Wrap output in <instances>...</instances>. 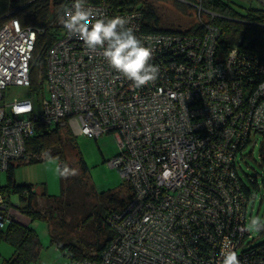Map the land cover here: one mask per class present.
<instances>
[{
  "label": "built area",
  "instance_id": "1",
  "mask_svg": "<svg viewBox=\"0 0 264 264\" xmlns=\"http://www.w3.org/2000/svg\"><path fill=\"white\" fill-rule=\"evenodd\" d=\"M86 7L97 18L126 17L154 49L158 78L134 88L102 49H88L64 28L47 51L46 92L38 98L31 79L37 31L10 19L0 28V170L29 158L38 121L91 138L113 132L119 152L110 164L132 195L110 217L104 250L70 264H222L227 251L241 264H264L247 245L248 200L238 176L245 149L259 136L264 144V57L256 63L262 78L249 91L241 78L245 51L237 45L222 53V31L208 19L199 15V33L150 32L139 9L105 0ZM11 86L24 91L9 97ZM0 201L3 227L9 217L1 194Z\"/></svg>",
  "mask_w": 264,
  "mask_h": 264
},
{
  "label": "trees",
  "instance_id": "2",
  "mask_svg": "<svg viewBox=\"0 0 264 264\" xmlns=\"http://www.w3.org/2000/svg\"><path fill=\"white\" fill-rule=\"evenodd\" d=\"M74 0H0V28L12 18H18L23 27H32L37 31V39L31 64L32 89L39 98L46 92L45 78L47 68V51L59 38L64 30L60 18L63 10ZM103 0H86V3H100ZM113 6L122 9H139L143 12V28L150 32L156 31H183L185 33H199L202 23L198 20L188 27H179L168 23V17L163 16L155 0H105ZM176 7L184 12L195 7L194 10L202 17L208 12V20L215 23L222 31L220 36V48L222 53H227L229 47L237 46L245 53L241 61V78L243 85L252 90L261 80L262 76L256 63L264 57V7H249L245 13L235 9L228 0H172ZM197 5H201L199 13ZM210 12L217 15L212 16ZM203 18V17H202ZM225 56V55H222ZM253 83V84H252ZM67 128V129H66ZM66 130V137L72 141L70 128L61 126H49L43 122H36V132L28 139L29 158L11 163L7 169L8 178L5 185L0 186V194L4 200V210L9 222L0 227V241H8L13 246L12 254L0 260V264H31L37 261L42 247L40 236L36 229L20 220L9 210L10 194L16 193L21 199V211L27 213L32 219H40L48 222L51 230V241L65 256L73 259L93 257L100 254L113 237L110 225V217L121 211L132 195L131 189L126 197H120L117 191H104L96 194L93 185L87 186L84 176L89 167L77 151L80 174L62 177L61 195L48 194L46 188L39 192L32 183H19L15 180V168L17 165L28 162H37L49 157L60 160V167L67 161L66 140L62 137ZM76 145V144H75ZM245 152V151H244ZM243 154L245 159L247 154ZM261 155L264 162V144L261 146ZM241 170V168H240ZM238 170L241 190L249 202L256 196L250 184L257 185L255 175L245 172L243 178ZM250 183V184H249ZM95 195L97 200L93 202L90 197ZM44 198L46 204L40 206L39 202ZM44 203V201L42 202ZM67 217H70L67 221ZM81 222L89 229L80 234V243L72 238H66V228H76ZM89 231V233H88ZM264 229L261 230V233ZM93 246V251L86 248ZM264 255V241L251 246Z\"/></svg>",
  "mask_w": 264,
  "mask_h": 264
},
{
  "label": "rangeland",
  "instance_id": "3",
  "mask_svg": "<svg viewBox=\"0 0 264 264\" xmlns=\"http://www.w3.org/2000/svg\"><path fill=\"white\" fill-rule=\"evenodd\" d=\"M154 2L158 9L163 12V16L168 17V23L170 24L188 27L197 22L199 18L198 12L194 10L195 7L184 12L179 10L172 0H155ZM228 2L241 13H245L249 7H262L259 0H228ZM207 14L208 12L202 15L203 19H208ZM23 91V87L11 86L8 90V96L18 95ZM70 130L72 136L75 137L72 141L66 137V130L62 131V137L66 140L67 166L77 169L78 175L80 174L78 156L76 155L79 151L89 167L88 176L86 174L84 176L87 186L92 184L96 194L111 190L119 192L120 197H126L130 192L129 184L121 175L119 169L110 164L112 158L119 152V142L115 134L110 132L98 138H91L84 134H77V131L72 128ZM261 142L262 136H259L258 143L254 146L249 145L244 152V154H247L245 159L241 160V176L247 181L245 173L255 175L258 179L257 185L249 183L256 196L248 204L246 226L250 225L251 220L256 217H259L260 221L264 223V162L261 155ZM58 167H60V160L56 157H49L37 162L22 163L16 166L14 178L19 183H32L39 192L45 187L48 194L59 196L62 192V177L57 172ZM7 178V170H0V186L6 184ZM90 200L95 202L97 197L93 195ZM43 201L44 203H42ZM45 201L42 198L39 202L40 206H44ZM10 202V213L15 214L20 220L34 227L40 236L42 247L39 257L37 261H33L31 264H70V258L52 244L48 222L32 219L27 213L22 212L21 206L23 204H21L18 194L11 193ZM69 219L70 217H67L66 220L69 221ZM85 229L89 228H87L85 222H81L76 228H66L68 232L64 235L66 238H72L74 242L81 244L79 237L81 232H85ZM251 233L252 237L247 240L248 246L264 241V232L252 231ZM93 248L91 246L86 249L92 252ZM12 252L13 246L2 239L0 241V255L9 257Z\"/></svg>",
  "mask_w": 264,
  "mask_h": 264
},
{
  "label": "clouds",
  "instance_id": "4",
  "mask_svg": "<svg viewBox=\"0 0 264 264\" xmlns=\"http://www.w3.org/2000/svg\"><path fill=\"white\" fill-rule=\"evenodd\" d=\"M60 22L70 34H78L88 49H102L109 66L130 80L134 88H141L158 78L159 66L151 63L154 49L146 46L131 27H126L129 23L126 17L97 18L92 9L86 7V0H74L71 8H64ZM57 172L63 178L78 175L77 169L67 165L58 167ZM262 229L264 223L256 217L246 230L260 232ZM222 256V264H241L235 251L222 252Z\"/></svg>",
  "mask_w": 264,
  "mask_h": 264
},
{
  "label": "crops",
  "instance_id": "5",
  "mask_svg": "<svg viewBox=\"0 0 264 264\" xmlns=\"http://www.w3.org/2000/svg\"><path fill=\"white\" fill-rule=\"evenodd\" d=\"M4 258H7V257H2V256L0 255V260H3Z\"/></svg>",
  "mask_w": 264,
  "mask_h": 264
}]
</instances>
